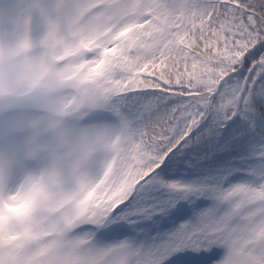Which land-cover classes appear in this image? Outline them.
Here are the masks:
<instances>
[{
  "label": "snow or ice",
  "instance_id": "1",
  "mask_svg": "<svg viewBox=\"0 0 264 264\" xmlns=\"http://www.w3.org/2000/svg\"><path fill=\"white\" fill-rule=\"evenodd\" d=\"M0 264H264V0H0Z\"/></svg>",
  "mask_w": 264,
  "mask_h": 264
}]
</instances>
